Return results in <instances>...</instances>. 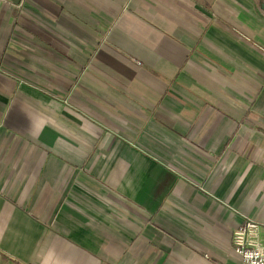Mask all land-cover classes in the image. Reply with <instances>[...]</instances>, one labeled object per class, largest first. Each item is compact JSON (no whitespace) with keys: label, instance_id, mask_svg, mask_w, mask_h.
I'll use <instances>...</instances> for the list:
<instances>
[{"label":"crops","instance_id":"0c3cea01","mask_svg":"<svg viewBox=\"0 0 264 264\" xmlns=\"http://www.w3.org/2000/svg\"><path fill=\"white\" fill-rule=\"evenodd\" d=\"M0 0V264H240L264 222V0Z\"/></svg>","mask_w":264,"mask_h":264},{"label":"built area","instance_id":"2783aa9c","mask_svg":"<svg viewBox=\"0 0 264 264\" xmlns=\"http://www.w3.org/2000/svg\"><path fill=\"white\" fill-rule=\"evenodd\" d=\"M257 232L258 229L253 228L249 234L245 229L234 234L235 250L243 256L242 264H264V243L258 240Z\"/></svg>","mask_w":264,"mask_h":264},{"label":"rangeland","instance_id":"374dc122","mask_svg":"<svg viewBox=\"0 0 264 264\" xmlns=\"http://www.w3.org/2000/svg\"><path fill=\"white\" fill-rule=\"evenodd\" d=\"M22 3H23V0L20 1L19 5H22ZM250 225H254L255 227L251 228ZM253 228L254 229L255 228L258 229L257 238H258L259 241L264 243V222H259V221H255L253 219H250V220H246L243 224H241L238 228H236L233 231L232 236H231V243H232V246H233L234 250L236 248V244L234 242V234H235V232L245 229L247 231V234H249L250 230L253 229ZM235 252L238 253L241 256V263L240 264H242L243 263V256L239 252H237L236 250H235Z\"/></svg>","mask_w":264,"mask_h":264}]
</instances>
